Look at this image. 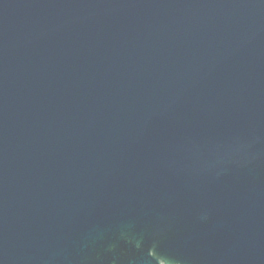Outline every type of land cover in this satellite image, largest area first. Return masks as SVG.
Wrapping results in <instances>:
<instances>
[{
  "label": "water",
  "instance_id": "obj_1",
  "mask_svg": "<svg viewBox=\"0 0 264 264\" xmlns=\"http://www.w3.org/2000/svg\"><path fill=\"white\" fill-rule=\"evenodd\" d=\"M0 264H264V0H0Z\"/></svg>",
  "mask_w": 264,
  "mask_h": 264
}]
</instances>
